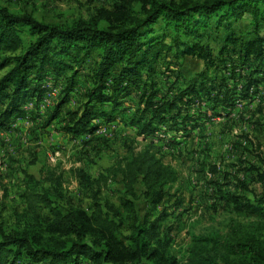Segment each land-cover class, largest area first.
Masks as SVG:
<instances>
[{
  "label": "trees",
  "instance_id": "1",
  "mask_svg": "<svg viewBox=\"0 0 264 264\" xmlns=\"http://www.w3.org/2000/svg\"><path fill=\"white\" fill-rule=\"evenodd\" d=\"M263 18L264 0H112L87 18L50 23L0 4V128L20 111L26 97L41 94V81L48 73L67 82L65 96L49 120L56 118L75 76L85 70L84 63L95 52V66L87 72L92 86L85 93L86 101L80 112L68 113L69 123L63 127L70 134L96 129L92 120L97 112L91 110L96 103H110L111 116H101L113 118L118 97L128 94L129 87L137 86L143 77L151 78L160 62L169 64V57L202 61L198 77H206L231 51L244 62H256L253 74L264 73V32L259 31ZM212 19L215 28L223 27L226 32L231 30L232 20L247 19L254 36L226 34L215 52L206 35ZM30 77L36 82L33 87H29ZM108 81L111 92L106 91ZM248 89L246 85L244 95ZM198 92L194 83L170 100L156 99L155 88L143 92L141 114L150 116L146 121L131 116L129 121L137 125V134L154 133L158 124L175 123L191 99L184 95L192 97ZM260 159L264 163V158ZM258 170L259 180L264 181V172ZM115 173L123 187L120 206H106L94 194L90 212L81 207L62 210L45 189L40 191L41 182L26 174L24 197L30 217L12 233L0 225V264H17L23 257L27 264H217L209 245L218 246L215 253L221 255L222 264H264V235L249 232L226 238L195 236L186 260L180 262L169 253L168 238L161 234L164 212L153 218L141 217L134 202L139 185L148 205L162 203L176 182L175 169L146 146L118 163ZM76 174L83 186H92L84 170L78 169ZM220 196L233 211L256 216L255 224L264 230V193L250 198L224 190ZM41 210H46L44 217ZM126 221L127 234H123L121 227Z\"/></svg>",
  "mask_w": 264,
  "mask_h": 264
},
{
  "label": "rangeland",
  "instance_id": "2",
  "mask_svg": "<svg viewBox=\"0 0 264 264\" xmlns=\"http://www.w3.org/2000/svg\"><path fill=\"white\" fill-rule=\"evenodd\" d=\"M111 1L0 0V4L50 23L87 18L95 8L108 7ZM211 23L206 35L215 52L226 34L254 36L247 19L232 20L229 32L223 27L215 28L213 19ZM259 31L264 32V18L259 21ZM97 54L93 53L84 63L85 70L75 76L74 86L56 118L49 120L65 96L67 82L62 76L54 78L48 73L41 81V94L26 97L20 111L0 128L2 228L7 233L15 232L30 217L24 197L26 174L39 180L40 191L45 189L53 204L62 210L81 207L90 212L94 194L106 206L119 207L123 187L115 167L130 154L149 146L175 169L176 182L166 199L155 207L144 201L138 185L135 207L141 217L153 218L164 212L161 234L168 238L169 253L177 260H186L195 236L226 238L234 237L236 232L264 235V230L255 224L256 216L233 211L220 196L224 190L250 198L264 193V181L259 180L256 171L264 172L260 159L264 158V73H252L256 62H244L230 51L217 69L206 77H198L204 67L202 61L189 56L180 60L169 57V64L160 62L151 78L143 77L137 86L129 87L128 94L118 97L113 118L108 119L110 103H96L91 108L97 112L92 120L96 129L91 133L88 129L76 135L67 133L63 127L69 123L68 113L81 111L85 93L92 86L87 72L94 68ZM35 83L30 77L29 87ZM190 83L199 92L192 97L184 95V99H191L175 123L166 121L158 124L154 133L137 134V125L129 121L131 116L144 121L150 116L148 112L141 114L143 92L155 88L156 99L170 100ZM246 85L248 95H244ZM106 91L111 92L110 81ZM252 166L255 169H250ZM212 167L216 170L212 171ZM78 169L90 177L91 187L79 182ZM41 214L44 217L46 210H41ZM127 226L128 221L121 227L123 234H127ZM216 249L217 245H209L211 256L222 264ZM80 260L86 262L84 258ZM17 264H27L26 258Z\"/></svg>",
  "mask_w": 264,
  "mask_h": 264
}]
</instances>
